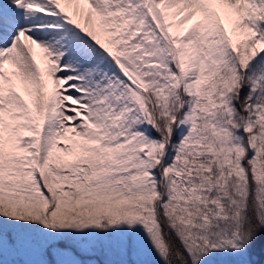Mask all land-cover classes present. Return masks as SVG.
Returning a JSON list of instances; mask_svg holds the SVG:
<instances>
[{
    "label": "snow or ice",
    "instance_id": "obj_1",
    "mask_svg": "<svg viewBox=\"0 0 264 264\" xmlns=\"http://www.w3.org/2000/svg\"><path fill=\"white\" fill-rule=\"evenodd\" d=\"M264 0H0V264H264Z\"/></svg>",
    "mask_w": 264,
    "mask_h": 264
},
{
    "label": "rangeland",
    "instance_id": "obj_2",
    "mask_svg": "<svg viewBox=\"0 0 264 264\" xmlns=\"http://www.w3.org/2000/svg\"><path fill=\"white\" fill-rule=\"evenodd\" d=\"M262 257H263L262 255H258L257 259H262Z\"/></svg>",
    "mask_w": 264,
    "mask_h": 264
},
{
    "label": "trees",
    "instance_id": "obj_3",
    "mask_svg": "<svg viewBox=\"0 0 264 264\" xmlns=\"http://www.w3.org/2000/svg\"><path fill=\"white\" fill-rule=\"evenodd\" d=\"M258 255H261V254L259 253V251L257 252V257H258ZM262 259H264V256L262 257Z\"/></svg>",
    "mask_w": 264,
    "mask_h": 264
}]
</instances>
